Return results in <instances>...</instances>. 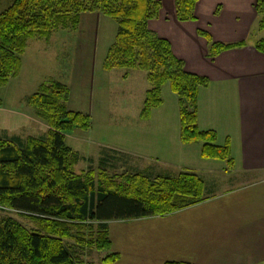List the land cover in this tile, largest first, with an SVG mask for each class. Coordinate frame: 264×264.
<instances>
[{
	"label": "trees",
	"instance_id": "trees-1",
	"mask_svg": "<svg viewBox=\"0 0 264 264\" xmlns=\"http://www.w3.org/2000/svg\"><path fill=\"white\" fill-rule=\"evenodd\" d=\"M198 2L176 0L178 21L195 22ZM161 8L158 0H13L0 13V87L20 75L22 57L31 40L48 42L59 31L77 30L83 14L100 13L119 26L103 69L143 71L152 85L145 96L141 120L149 121L153 111L164 105L163 88L169 85L178 97L181 142L186 146L201 144L202 159L224 162L232 169L230 142L219 146L216 132L198 127L200 91L209 80L186 72L171 44L149 29V22L159 18ZM256 12L258 30L264 31V0H257ZM199 35L207 40L211 60L247 45L217 43L204 31ZM255 48L264 54V39ZM70 95L63 83L41 85L29 105L49 126L47 136L30 137L25 142L0 139V209L18 212L41 230L30 231L12 217L3 219L0 264H80L66 241L82 247L87 224H97L91 226L89 249L110 252L109 223L166 217L207 201L204 179L188 171L177 177L155 178L141 173L110 175L92 169L77 174L79 155L68 147L66 135L90 131L92 120L89 115L69 110ZM119 259V254L110 253L102 264H115Z\"/></svg>",
	"mask_w": 264,
	"mask_h": 264
},
{
	"label": "crops",
	"instance_id": "crops-1",
	"mask_svg": "<svg viewBox=\"0 0 264 264\" xmlns=\"http://www.w3.org/2000/svg\"><path fill=\"white\" fill-rule=\"evenodd\" d=\"M158 1L162 4L160 15L149 22V29L171 44L175 57L185 64L186 72L205 77L210 82L200 91L199 129L216 132L219 146L230 142L234 167L231 170L224 166L217 169L215 167L219 164L214 163L200 172L214 177L232 176L238 179V186L221 190L215 183L208 191L206 185V202L174 215L109 223L111 251L92 250L87 264H102L110 253L120 255L115 264H264V54L255 48V44L264 39V31L258 30L257 0H199L195 7L196 21L186 23L177 19L176 0ZM86 19L89 25L85 28L91 30V37L85 43L84 55L77 60L82 67L91 62L92 57H87L86 51L89 44L92 48L90 54L98 56L102 70L97 66L96 73L91 70L86 77H77L75 92L74 87L62 81L71 93L69 110L89 115L92 120L90 131L66 135V143L71 139L76 144L71 147L67 143L68 147L79 155L75 172L79 175L89 169L105 170L113 175L137 172L155 178L167 176L163 172L170 163L169 166L181 172L201 176L192 156L199 148L193 151L194 145L186 146L181 142L178 99L170 106L164 100V105L153 111L149 121H143L139 116L140 120L135 122H119L121 128L136 126V129H143V132H129L133 136L129 139L131 143L141 144L143 149H123L93 141L96 120L103 128H111L115 123L111 117L107 119L105 107L98 109V103L94 102L97 93L92 89L85 90L89 83L95 90L106 88L108 82L105 79L111 72L105 71L103 64L116 40L119 26L100 13H88L81 16L79 31H83ZM199 31L208 33L217 43L247 42V45L211 60L207 40L199 35ZM75 32L59 31L50 41L58 37L56 46H65L66 37ZM150 89L151 86L145 88V96ZM76 98L80 99L76 101ZM100 101V104H106L102 93ZM101 112L105 113L103 117ZM33 123V126L45 130L46 135L41 137L45 138L50 128L41 121ZM19 137L8 135L6 138ZM172 144L177 146L178 152Z\"/></svg>",
	"mask_w": 264,
	"mask_h": 264
},
{
	"label": "rangeland",
	"instance_id": "rangeland-1",
	"mask_svg": "<svg viewBox=\"0 0 264 264\" xmlns=\"http://www.w3.org/2000/svg\"><path fill=\"white\" fill-rule=\"evenodd\" d=\"M10 1L11 0H0V13L6 8ZM87 25H89L88 19L83 21V31L82 29H80V31L77 29L76 32L73 31L75 33L66 37L67 42L65 46H56V43L59 40L57 39L58 37L49 43L40 39L31 40L29 42V49L26 50L24 57H22L24 66L20 75L17 78L12 79L7 86L0 87V100L3 103L2 107H0V139H5L8 135L20 136L19 138H21L23 141L28 137H34L38 139L44 137L46 135L45 130L33 126L34 121H41L43 123H45V121L39 118L35 110L29 105L30 97L38 93L41 85L45 83H62V81H64L73 88L77 77L84 78L87 76L88 71L90 72L91 70H95L96 73L97 66L100 68L99 70H102L101 66L98 65V56L90 54L92 48L89 46V44H87L88 49L86 51L88 53L87 57H92V63L89 62L88 65L83 67L80 65V63H78L77 58L80 55H84L83 53L85 52L84 49L86 47L85 43H87L91 37V30L89 29L88 31L87 28H85ZM99 54L100 50L98 51V55ZM95 57H97L96 61ZM100 57L102 58L103 55ZM125 75H128L129 78L125 79ZM109 76L110 77H108V79H105L108 82L105 89L97 88L95 90L89 83L85 90V92H87L88 90L92 89L97 93L95 101L94 99L93 101L96 104L98 103V109H103L105 107L108 112L107 119L111 117L112 122L115 123V126H112L111 128H103L101 126L99 127L96 120L94 123L95 126H93V141H100L104 145L116 146L123 149H128V147H139L140 149H143V145L136 144V142L131 143L129 140L133 138L132 135H129V132H143L142 128L136 129V126H134V128L125 129L118 126H121L119 122L126 124L140 120L139 116L145 97L144 90L146 87H152L151 83L147 79V74L146 72L139 70L123 69L112 71ZM75 91L76 88L74 87V92ZM163 92V98L166 101L167 106H170L173 100L178 99V97L172 93L169 85H166ZM100 93H102V95L105 97L106 104H100L102 101H100ZM79 99L80 98H76V101ZM88 99L89 97L86 98L87 101ZM168 112L170 113V110ZM101 114L102 117L105 115V113L102 112ZM67 143L71 147H75L74 145H76L71 139H69ZM94 147L95 146L92 147V153H94ZM172 147L177 151V146L172 144ZM193 148V151L199 148L197 153L195 152L192 155L193 163L194 166H197V169H199V174L204 179L208 191L215 183H217L216 188L221 190L238 186V179L232 176L227 177L220 175L214 177L200 172L205 167H209L210 165L214 166V163L219 164L215 167L217 169H221L222 166H224L227 170L231 169H228L227 164L224 162L221 163L219 161L202 159L200 156L201 144H194ZM170 155L171 152L168 154V156ZM171 159L174 161L173 156ZM169 164L167 171L163 172L167 173V176L177 177L180 173L185 172H181V170L179 171L176 167L169 166ZM110 174L113 175V172H110ZM124 174H127V172ZM7 217H12L18 220V222H20L30 231H41L40 227L35 222L25 218L23 215L18 214V212L0 209V223ZM91 226L95 227L97 224L90 223L86 225L85 244L82 247L79 246L75 241H66V244L68 245L72 254L81 261L80 264H87L90 260V252L92 250L89 249L90 247L88 246V242L92 235Z\"/></svg>",
	"mask_w": 264,
	"mask_h": 264
}]
</instances>
